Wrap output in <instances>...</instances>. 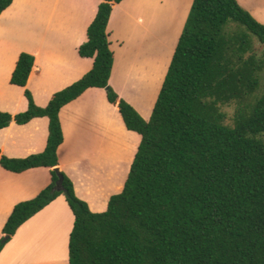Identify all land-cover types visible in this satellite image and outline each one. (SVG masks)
<instances>
[{
  "label": "trees",
  "instance_id": "trees-1",
  "mask_svg": "<svg viewBox=\"0 0 264 264\" xmlns=\"http://www.w3.org/2000/svg\"><path fill=\"white\" fill-rule=\"evenodd\" d=\"M122 1H101L79 49L94 58L93 68L45 107L27 88L36 57L20 54L11 84L25 88L28 108L0 110V130L47 117L49 137L43 152L27 157L0 150V165L16 173L50 168L52 181L14 207L0 254L24 223L65 193L75 214L70 264H264V24L238 0H194L146 119L110 86L108 25ZM13 2L0 0V16ZM92 87L106 89L127 128L142 136L123 190L102 212L56 169L65 140L60 111ZM227 105H235L234 125Z\"/></svg>",
  "mask_w": 264,
  "mask_h": 264
},
{
  "label": "rangeland",
  "instance_id": "rangeland-1",
  "mask_svg": "<svg viewBox=\"0 0 264 264\" xmlns=\"http://www.w3.org/2000/svg\"><path fill=\"white\" fill-rule=\"evenodd\" d=\"M193 2L194 0H134L130 4L127 3L123 8L116 10L112 23L108 28L114 39H127L128 42L126 48H120L117 44L113 48L117 54L118 63L115 66L113 84H110V86L115 90H119L146 119H149L152 115ZM51 13L52 0H37L21 16L12 17L11 13H6L1 21V110L14 114L28 108L24 95L25 88L12 85L11 77L19 60V55L22 52L30 53V51H34L38 47L43 34L46 35L44 33L47 28L45 21ZM68 13L70 14V12ZM59 15L62 16V12L56 11L55 21L61 20L60 23L57 25L54 22L53 26L51 25L47 31L48 40L45 42L46 45L43 51L45 54L48 53L50 45L52 48V41H50L53 34L52 30L58 29L62 25L63 20ZM64 15L66 16L67 13H64ZM134 20H136V23ZM148 26H151V29ZM160 33L164 34L165 42L162 52H159L160 55H158L156 54V51H158L156 46ZM257 46L261 48L259 43ZM170 52H172V56L165 70V61ZM132 55L137 56V61L141 59V55L143 60L146 57L143 63L149 64L151 69L156 62L158 63L155 70L156 76L149 90L148 87L138 88L132 81L133 74H136V68H134L135 72H132L133 70L130 68L132 61L129 57ZM44 57L46 58V55ZM164 70L165 74L163 75ZM73 77L60 74L52 75V68H48L45 74L33 75L27 87L32 92L36 103L45 107L49 103L52 94L62 89L66 83L74 81L75 78ZM223 110L227 114V123L234 125L235 105L223 106ZM117 116H120V114L118 112L114 113L110 132H112L115 140H121L122 148L124 144H127L125 148L120 150L117 157L120 163L124 164L120 174L122 180V174L125 173L131 156L137 149L139 137L132 130L130 132L125 129L121 116L119 119ZM66 127L67 148L73 150L83 149L76 146L78 143V135L74 133L76 124L73 123L71 129L68 126ZM48 137V118L36 120L27 126L14 123L8 136L7 131L0 132V149L3 148L4 155L27 157L31 154L43 152ZM88 141L90 140L86 139V142ZM85 173L90 174L91 172ZM92 173L94 175V172ZM43 178L44 175L38 170L15 174L0 166V182H6L7 184L4 188H0V192L5 190V198L1 203L2 208H0V236L3 234V227L13 207L21 201L31 199L33 194L30 188L32 186L41 187L44 181ZM122 184L123 182H120L119 188ZM78 185L81 184L78 182ZM115 185L116 182L113 184L112 182H98L97 179H91V182L87 184V189L83 191L80 189L79 196L91 202L94 194L99 192V196L96 195V197L103 199L106 198V194H110L115 189ZM95 210L98 209L95 208ZM74 221L75 214L67 200V196L65 193L61 194L49 207L23 226L1 255L0 264H70L68 261L69 239Z\"/></svg>",
  "mask_w": 264,
  "mask_h": 264
},
{
  "label": "crops",
  "instance_id": "crops-1",
  "mask_svg": "<svg viewBox=\"0 0 264 264\" xmlns=\"http://www.w3.org/2000/svg\"><path fill=\"white\" fill-rule=\"evenodd\" d=\"M36 1L37 0H14L13 4L8 9H6L0 16V23L4 19L6 13L9 14L11 13V16L13 15L12 17L21 16L22 14H24L26 10L30 9L31 5H34V2ZM101 1L102 0H52V13L49 15V18L45 21L47 28L44 31V33L46 35L43 34L42 39L38 44V47L34 51H30V53L36 57V62L32 74L30 76V79L28 81V84L33 75L45 74L48 68H52V75L60 74L63 76H74L73 77L75 78L74 81H72L71 83H66L63 87L65 88L71 85L72 83L78 81L93 68L94 58L82 57L80 55L79 49L80 46L88 40V33H87L88 28L97 15ZM133 1L134 0H123L120 3L114 4V10L112 12L108 28L112 23V19L116 10L121 7L123 8L127 3L130 4ZM238 2L244 8L249 10L257 20H259L264 24V0H238ZM56 11L62 12V16L61 15L59 16L62 17L61 19L63 20V22L62 25L58 27V29L56 28L52 30L53 34H52V39L50 40L52 41V48L50 45L48 47V51H47L48 53L45 54L43 51L46 45L45 42L48 40L47 31L50 29L51 25L53 26L54 22H56V24L58 25L61 21V20L55 21ZM68 12H70V14ZM64 13H67V15L65 16ZM134 21L136 23V20ZM1 27L2 25L0 26V28ZM148 27L151 29V26ZM109 34H110L109 39L111 42L110 46L115 56L114 67L110 78V84L112 85L114 72L116 69L115 66H117L118 63L117 54L113 48L115 44H117V46L120 48H126L128 42L127 39L126 40L118 39V38L114 39L112 32ZM157 39H158V44L156 48L158 49V51H156V54L160 55L159 52H162L163 45L165 42L164 34L160 33V37L158 36ZM150 40H152V38H150ZM172 52L169 53L167 60L165 61V70L170 62ZM45 55L46 58L44 57ZM136 57L137 56L135 55L129 57V59L132 61L130 63V68L133 70L132 72H135L134 68H136V74L135 75L133 74L132 81L135 83V85L138 88L141 87V89H144L148 87L149 90L152 86V83L154 82V78L156 76L155 70L158 67V63L156 62L153 68L151 69L149 64L143 63L145 62L146 57H144L143 60L142 59L143 56L141 55L140 57L141 59L138 61L136 60ZM165 70L163 75L165 74ZM116 91L123 98H125L119 92V90ZM53 95L54 94H52V96ZM52 96L50 97V99L52 98ZM117 112L120 114L122 118L125 129H128L118 107L109 101L106 89L97 88V87L89 88L80 97H78L77 99L71 101L70 103L62 107L60 111V119L64 130L65 140L64 143L60 146L58 151L60 157L59 169L63 170L72 179V181L74 182L77 195L78 196L80 195V189L83 191L88 188L87 184L91 182V179H95V180L97 179L98 182H112L113 184L116 182L115 189L111 191L110 194H106V198L103 199L97 198L99 196L98 195L99 192H98V194H94L91 202L87 201L91 210L94 212L105 211L108 208L109 200L112 196L111 194L113 193L115 194V192L120 193L123 190L125 182L127 180V177L131 169V165L134 161L135 154L138 150L139 144L142 139V136L139 133L132 131L137 133L139 137L138 138L139 140L137 141L138 145L135 153L133 155L131 153L132 158L128 163L127 166L128 168H126L125 173L122 174L123 177L121 180L120 174L122 168L124 167V164L122 162L120 163L117 157L119 156L120 150L125 148L127 144H124L122 148L121 140L120 139L115 140L112 132H110V129L112 128L111 125H112L114 113ZM120 116H117V118L119 119ZM44 118L47 117L34 118L32 121H30L27 124L24 125L18 124V125L27 126L36 120L44 119ZM14 123L15 122H12L10 126L0 130V132L7 131V136H8L10 131L13 129ZM73 123L76 124V130L74 131V133L78 135V143L76 144V146L83 148L80 150H73L72 148L68 149L66 146V142H67L66 126H68L71 129L73 127ZM128 131L131 132V130L129 129ZM86 139L90 141L86 142ZM85 142L87 143V145L85 144ZM0 150H1V154H4L3 148ZM8 157H14V156H8ZM18 158H23V157H18ZM119 163H120L119 166L120 169L118 168ZM5 170L15 174H22L33 170L34 171L38 170L44 175L43 178L44 181L41 187L36 188L32 186L30 188L32 189L31 190L33 194L32 198L36 197L52 181L51 169L46 167L32 168L21 173L12 172L7 169ZM85 172H91V173L87 174ZM92 172H94V175H92L93 174ZM78 182L82 186L78 185ZM120 182H123L121 188H119ZM5 185H7L6 182H0V188H4ZM4 198H5V190H2V192H0V208H2L1 203L4 200ZM49 206L50 205H48L47 207ZM95 208L98 210H95ZM45 209H43L42 211H44ZM12 211L9 213V216L11 215ZM6 212L8 213V211ZM40 212L38 214H40ZM38 214H36L34 217H36ZM34 217H32L31 219H33ZM8 218L6 219V222ZM26 223H24L20 227L16 235H18V233L21 231V229ZM16 235H14L12 239H14ZM10 242L6 244V246L4 247L3 251L0 254V257L6 250Z\"/></svg>",
  "mask_w": 264,
  "mask_h": 264
},
{
  "label": "water",
  "instance_id": "water-1",
  "mask_svg": "<svg viewBox=\"0 0 264 264\" xmlns=\"http://www.w3.org/2000/svg\"><path fill=\"white\" fill-rule=\"evenodd\" d=\"M57 169V171L58 172H60V169L59 168H56ZM60 174V173H59ZM62 181H63V176L60 174V179H59V181H58V183H57V186H56V188L58 189V190H60L61 188H62Z\"/></svg>",
  "mask_w": 264,
  "mask_h": 264
}]
</instances>
